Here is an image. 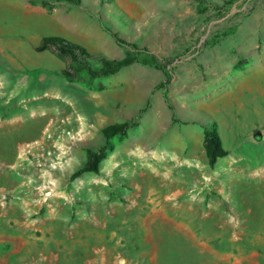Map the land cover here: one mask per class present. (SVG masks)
Masks as SVG:
<instances>
[{
    "label": "rangeland",
    "instance_id": "374dc122",
    "mask_svg": "<svg viewBox=\"0 0 264 264\" xmlns=\"http://www.w3.org/2000/svg\"><path fill=\"white\" fill-rule=\"evenodd\" d=\"M0 264H264V0H0Z\"/></svg>",
    "mask_w": 264,
    "mask_h": 264
},
{
    "label": "trees",
    "instance_id": "16d2710c",
    "mask_svg": "<svg viewBox=\"0 0 264 264\" xmlns=\"http://www.w3.org/2000/svg\"><path fill=\"white\" fill-rule=\"evenodd\" d=\"M60 1V0H54ZM73 4H79L81 0H63ZM51 47L66 56L69 61L74 64L79 70H87L92 74L98 72L101 75L112 74L118 71L122 66L127 64V61L113 60L105 61L100 69L97 71L91 65V59L93 56L88 51L75 43H72L62 37L58 36H47L42 38L39 48ZM126 125L108 126L103 129L105 138H110L116 133L125 131ZM205 151L209 159L213 160L218 156L224 154L223 147L217 136L216 131L206 129L205 130ZM99 159V153L95 150H89L88 161L86 166L88 169L95 170Z\"/></svg>",
    "mask_w": 264,
    "mask_h": 264
}]
</instances>
